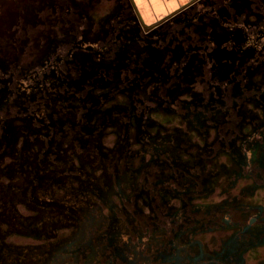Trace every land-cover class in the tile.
Masks as SVG:
<instances>
[{"label":"flooded vegetation","instance_id":"flooded-vegetation-1","mask_svg":"<svg viewBox=\"0 0 264 264\" xmlns=\"http://www.w3.org/2000/svg\"><path fill=\"white\" fill-rule=\"evenodd\" d=\"M29 6L46 12L35 25L63 29L55 39L54 30L37 32L47 44L30 65L18 40L29 36ZM89 17L75 0H0V264H33L17 258L28 229L38 223L47 238L59 230L58 212L73 229L61 260L49 255L44 264H264V0H194L149 21L120 0L93 37ZM136 48L137 83L162 99L137 93L131 104L146 106H132L125 123L138 125L139 148L128 154L119 139L120 151H105L107 128L124 119L101 105L119 97L123 79L99 71L110 75L103 83L96 70H112ZM81 56L88 59L74 85L71 66H61L80 68ZM153 104L182 123L152 134ZM16 119L25 120L20 130L32 148L21 158L25 173L8 160L6 129ZM140 201L148 213L137 211ZM30 204L39 218H28Z\"/></svg>","mask_w":264,"mask_h":264},{"label":"rangeland","instance_id":"rangeland-1","mask_svg":"<svg viewBox=\"0 0 264 264\" xmlns=\"http://www.w3.org/2000/svg\"><path fill=\"white\" fill-rule=\"evenodd\" d=\"M75 1H76V4H78L80 7H82L84 12L88 13V15L90 16L88 18V24L90 25L89 33H90V36H92V37L96 35V32L98 30V23L101 21V18H104V16L108 13V11L110 10L111 4L113 3V6H115V4H118L120 2V0H75ZM15 5L16 4H12L11 6L14 7ZM28 9L30 10L29 11V23H28L29 24V36L27 38L23 37V39H18V40L20 43L24 44L25 48H26V49H24V47L21 45L22 53L24 54V55H22V60L28 59L27 60L28 65H30V61H31L32 57L34 58L37 55V53L39 55H42V52H44V51H41L40 49H42L47 44V43H42L45 39L35 36L37 34V32L39 30H41V31L54 30L53 32H54L55 36H53L51 33V38L55 39L56 36H58L59 34H61L63 32V29L60 28V26L57 24L56 25L53 24L52 27H44L43 24H42V27H39V25H35L37 23L35 21H40L43 19V17L46 18V14H45L46 12L40 11L39 14L36 16L32 13L30 6L28 7ZM142 11H143V15L145 16V18L150 19V20H152L151 18H153V19L156 18V16H154L153 11H150V10H142ZM31 25H33V26H31ZM27 29H28V27H27ZM3 31H5V26L1 25L0 26V35L2 34ZM84 39L87 40V38H84ZM91 41H93V40H91ZM4 46H5V44H4ZM65 48H66V46L63 47L61 50L65 49ZM138 52H139V50L137 48L136 49H128L122 57H119L115 61L112 70H111V66L109 64L99 65L97 67L96 73H98L99 71L103 72L104 70L105 71H111V78L112 79H114V76L117 73H119L120 77L123 79V80L116 79L117 82H119L120 86L123 85L122 91L119 88V97L114 96L111 101L107 102V104L104 103L103 105H101L104 109V112L106 109L108 110L107 115L114 116L115 114H112L110 112V110H113L116 113H118V116H121L124 119V121H123L124 125L123 126H120L119 124H115V125L107 128L106 132L108 134L104 138V144H107L106 149H104L105 151H108V150L120 151V148H122V146L117 144V140H119V139H127L128 140V143H129V149L127 150L128 154H130V152H133L139 148V146H140V144H139L140 133H139L138 125H136V123L133 122L127 126L125 123L127 118H128L127 112L130 108H132V106H138L137 107L138 110H141L143 108L140 106V105H144L142 103H139L138 105L131 104V99H133V100L138 99L136 97L137 93L140 92L141 96L143 97V99L146 102L149 99H155V98H158L159 100L162 99V98L158 97L157 95L151 94V91L144 89L143 84L141 86V84L137 83V81H139V80L135 76L138 74V71H140V68H142V67H140V63H139L140 60H142V54L141 53L137 54ZM41 57H43V56H41ZM38 58H40V57H38ZM38 58L34 59V61L38 62L39 60H41ZM80 58L82 59V61L80 62V66H81L80 68L74 66L72 63H69L68 66H66V65L61 66L62 72L67 70L68 67L71 66L70 72L72 74L71 75L72 79H73L72 83H74V85L77 83L76 77L82 75V67L84 65V61L88 59L87 56H81ZM158 62H159V64H152V65H154L155 67H158V65H161L163 63L162 53L159 54ZM144 66H146L145 63H144ZM37 67H40V66H37ZM151 72H155V70L149 69L147 71V75L145 77L146 78L149 77L150 76L149 74ZM96 75L103 80V83H106L108 81V78L110 77V75H107L105 77L103 73L102 74L98 73ZM126 76H129L128 77L129 82H124V79ZM112 84H114V81H112ZM60 86H63V84L60 83ZM168 94H170V93H168ZM28 106L29 107L32 106L30 104V101H28ZM144 106H146V105H144ZM162 107H164V106H162ZM151 108L154 109V111H153V113H149L147 121L150 125V131L152 132V134H155L157 131H160V129L166 130L168 128L167 125H172V126L176 125L178 127V124L182 123L180 117L175 115L174 111H172V110L158 108L155 104H153L151 106ZM254 108L256 109V107H254ZM110 121H112L113 123H115L117 121L119 122V118L111 117ZM104 122L106 123V120H104ZM245 124L246 125L244 126V130H249L250 129L249 124L248 123H245ZM10 125L6 129V130H8L7 131V140L9 141V144L7 145V147L8 146L10 147V149L7 153L9 155L8 160L10 161L11 164L15 165L18 172L25 173L26 171H25L24 164L26 161L22 160L21 158L25 157V156L28 157V154H30L29 153L30 150H32V148L29 146L28 140L24 138V135H23L22 131L20 130V127L25 126L26 122H25V120H17L16 119L15 121H12V123H10ZM115 126L117 128H119V130H118L119 134H117L115 132V130L117 131ZM123 129H126L128 133H123ZM81 155L82 156L84 155L83 150L81 151ZM146 156H148V155H146ZM44 159H46V158H44ZM74 159H75V157H74ZM28 160H30L31 164L34 165V167H35L34 170H37V167L35 166V165H37L36 160H31L30 158ZM98 160H99V158H98ZM127 162H131L129 160V158H127ZM134 162H135V165L138 164L139 163V157L134 159ZM41 165L44 166L46 169H54L57 167V165L44 164L42 162H41ZM37 166H39V168H40V165H37ZM29 174H31V173H28V175ZM40 176L41 175L35 176V177L40 179L41 178ZM35 177H32V178H35ZM28 179H30V177H28ZM16 180L19 181L17 177H16ZM62 190H63L62 188H59V191L61 192V196H64V198H66V193H62ZM112 197H113L114 202H116V204L120 206L121 205L120 200L114 191L112 192ZM105 209H107V208L105 207ZM137 209H138L137 211L142 209L145 213H148V210L150 209V204L144 203L143 201H140L139 205L137 206ZM134 212L135 211H133L132 213H134ZM40 213H41L40 208H38L37 206H35L33 204H30L28 206V218L29 217L39 218ZM126 214L129 216L130 213L126 212ZM55 217L57 220L55 224H56V227H59V230L54 231V233H48L47 238H46L45 234H43L42 232H39L41 227L38 223L34 227L28 229V230H30V231H28V245H26V246H28V249L26 251H22V252L20 251L23 256H20V257L18 256L17 257L18 259L22 258L24 260H27L28 263L32 262L33 264H44L45 259L47 258V256L50 255L49 258L54 257V259L57 261L61 260V256H62V254H64V252L60 249V245H61L62 241H64L68 237V236L67 237H63V236H66L68 234V232H70L73 229V226L71 228V225H70L71 223H67V219L64 217V215L62 213L58 212V214L56 216H53V220L55 219ZM124 217H125L124 215H117L116 216L117 219H123ZM81 228L83 231H85V233H87L90 227L88 225L86 226L84 224ZM18 232H20L19 227H18ZM205 235H203V237H205ZM206 236H208V235H206ZM77 241H79L78 243L83 244L84 249L87 247L85 245L86 242L84 240H77ZM48 245L51 247V251L49 250ZM37 247L40 248V251H37ZM256 252L257 251H254V252H252V254H255ZM166 264H171V263L169 262Z\"/></svg>","mask_w":264,"mask_h":264},{"label":"crops","instance_id":"crops-1","mask_svg":"<svg viewBox=\"0 0 264 264\" xmlns=\"http://www.w3.org/2000/svg\"><path fill=\"white\" fill-rule=\"evenodd\" d=\"M192 1L194 0H132L136 10L142 15V10H150L153 11L156 18L164 13L178 10L181 6L191 3ZM143 19L145 21L150 20L145 18L144 15Z\"/></svg>","mask_w":264,"mask_h":264}]
</instances>
